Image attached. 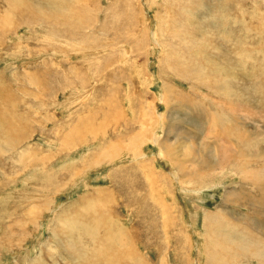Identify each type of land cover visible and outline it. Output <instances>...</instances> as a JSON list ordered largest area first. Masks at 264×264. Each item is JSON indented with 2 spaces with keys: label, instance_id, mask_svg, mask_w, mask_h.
Segmentation results:
<instances>
[{
  "label": "rangeland",
  "instance_id": "374dc122",
  "mask_svg": "<svg viewBox=\"0 0 264 264\" xmlns=\"http://www.w3.org/2000/svg\"><path fill=\"white\" fill-rule=\"evenodd\" d=\"M51 1L0 0V264H264V0Z\"/></svg>",
  "mask_w": 264,
  "mask_h": 264
},
{
  "label": "bare ground",
  "instance_id": "6f19581e",
  "mask_svg": "<svg viewBox=\"0 0 264 264\" xmlns=\"http://www.w3.org/2000/svg\"><path fill=\"white\" fill-rule=\"evenodd\" d=\"M51 1V0H50ZM52 2V1H51ZM194 3V2H193ZM237 5V4H236ZM69 11H70V9H69ZM65 12V11H64ZM67 12V11H66ZM66 18V17H65ZM72 19V18H71ZM69 20V19H68ZM68 22V21H67ZM219 86V85H218ZM226 87V86H225ZM226 95V94H225ZM216 118V117H215ZM142 135H143V133H141ZM142 135H140V134H137L136 136H135V138L136 139H138L139 141H141L140 139H143V136ZM155 133H154V135H153V138L155 139V140H157L158 141V139L155 137ZM231 136V135H230ZM151 137V136H150ZM251 139H253V137L251 138ZM137 140V142H139ZM132 141V140H131ZM144 142V141H143ZM261 144V143H260ZM135 145V144H134ZM132 146H133V144H132ZM231 152V151H230ZM113 153V152H112ZM136 154H137V151L135 152ZM261 154H262V150H261ZM161 155V154H160ZM254 157V156H253ZM97 162V161H96ZM94 165V164H93ZM85 172V171H84ZM178 174V173H177ZM184 176V175H183ZM261 187H262V185H261ZM257 189V188H256ZM221 214V213H220ZM224 217H225V213H224ZM222 218V217H221ZM225 219V218H224ZM218 223V222H217ZM216 223V225L219 227L220 225H219V223L217 224ZM226 223V222H225ZM225 223H224V227H225V229H228L229 227L228 226H225ZM73 224V223H72ZM102 224V223H101ZM98 225V224H97ZM227 225V224H226ZM229 225H230V222H229ZM91 226V225H90ZM89 226V227H90ZM226 227H228V228H226ZM233 227H235V224L234 225H232L231 226V228H233ZM99 228V227H98ZM100 229V228H99ZM116 229V228H115ZM120 229V227H118V230ZM235 229V228H234ZM113 230V229H112ZM117 230V231H118ZM231 230V229H230ZM229 229L228 230H222V229H218L217 231H223V234H225V236L227 237V238H231V234H232V232L230 231ZM235 231V230H234ZM237 232V231H236ZM88 233L90 234V236L91 237H94L95 236V233L96 232H94L93 230H90V228L88 229ZM239 233H241V232H239ZM88 234V235H89ZM234 234V233H233ZM112 236H110V241L111 242H113V243H116L118 246H119V248H120V250H121V248H122V246H124L125 244H126V242H127V235L123 232V231H120V232H113V234H111ZM236 235V234H235ZM84 239V238H83ZM105 240V239H104ZM90 243V242H89ZM99 243V242H98ZM108 243V242H107ZM92 244V243H91ZM97 244V243H96ZM233 244V243H232ZM107 245V244H106ZM247 245V244H246ZM84 246L86 247V244H84ZM88 246V245H87ZM94 246V245H93ZM105 246V245H104ZM117 246V247H118ZM248 246V245H247ZM86 249V248H85ZM101 249H102V247H101ZM104 251V250H103ZM229 251V248H227L226 249V251L225 252H228ZM101 254V253H100ZM231 254V253H230ZM97 255H99V254H97ZM235 256V255H234ZM116 258V257H115ZM121 260H122V255H120V257H119ZM166 260V259H165ZM236 259H233V262L235 261ZM92 261V260H91ZM93 261H94V259H93ZM108 261H110V260H108ZM111 262V261H110ZM233 262H231V261H229V262H224L225 264H233ZM116 263V262H115Z\"/></svg>",
  "mask_w": 264,
  "mask_h": 264
}]
</instances>
